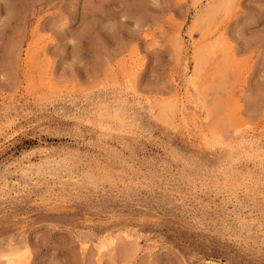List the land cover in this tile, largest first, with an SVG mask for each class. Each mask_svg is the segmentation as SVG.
Here are the masks:
<instances>
[{"label": "rangeland", "instance_id": "obj_1", "mask_svg": "<svg viewBox=\"0 0 264 264\" xmlns=\"http://www.w3.org/2000/svg\"><path fill=\"white\" fill-rule=\"evenodd\" d=\"M217 1L0 0V264H264V0Z\"/></svg>", "mask_w": 264, "mask_h": 264}, {"label": "bare ground", "instance_id": "obj_2", "mask_svg": "<svg viewBox=\"0 0 264 264\" xmlns=\"http://www.w3.org/2000/svg\"><path fill=\"white\" fill-rule=\"evenodd\" d=\"M222 0H220V1H217L218 3L219 2H221ZM225 1L226 0H224L223 2L225 3ZM227 2V1H226ZM224 3H221L222 4V7H224V5H226V4H224ZM211 4H213V3H211ZM215 5H216V2L214 3ZM224 4V5H223ZM215 5H212V6H215ZM219 5V4H218ZM212 9H213V7H212ZM215 9V8H214ZM219 9H220V6H219ZM206 10V9H205ZM208 10V9H207ZM209 11V10H208ZM213 11V10H212ZM216 11V10H215ZM207 13V12H206ZM210 14V13H209ZM213 14V13H212ZM208 20V19H207ZM210 47H211V45H210ZM208 50V49H207ZM206 53H207V51H204L203 52V54L202 55H206ZM202 58V57H201ZM180 93V92H179ZM103 100V99H102ZM121 102V101H120ZM73 103V102H72ZM98 103H101V101L100 102H98ZM163 103V102H162ZM203 103V102H202ZM112 104V103H111ZM97 105V104H96ZM116 105V104H115ZM122 105V104H121ZM178 105L181 107V110H183V107H182V105H183V100L181 99V100H179L178 101ZM119 106V105H118ZM128 106V105H127ZM193 106V105H192ZM202 106V105H201ZM122 107H124L123 105H122ZM159 107V106H158ZM93 108V107H92ZM98 108V107H97ZM131 108H133V107H131ZM203 108V107H202ZM94 109V108H93ZM103 109V108H102ZM123 109V108H122ZM59 110V109H58ZM109 110V109H108ZM114 110V109H113ZM131 110V109H130ZM180 112V111H179ZM181 113V112H180ZM110 114H112V113H110ZM125 114V113H124ZM127 114V113H126ZM82 115V114H81ZM80 115V116H81ZM97 115V114H96ZM132 116V115H131ZM180 116V115H179ZM113 117H115V116H113ZM183 117V116H182ZM110 118H111V116H110ZM96 119V118H95ZM109 119V118H108ZM107 120V119H106ZM162 120H164V119H162ZM182 120V119H181ZM97 121V120H96ZM169 122V121H168ZM98 123V122H97ZM103 123H105V121L103 122ZM116 123V122H115ZM106 124V123H105ZM1 125V124H0ZM97 125V124H96ZM108 125V124H107ZM112 127V126H111ZM114 129V128H113ZM212 130V129H211ZM1 132V131H0ZM8 138V137H7ZM244 140V139H243ZM246 140V139H245ZM52 153H54V152H52ZM55 155V154H54ZM53 156V155H52ZM44 157V156H43ZM49 157H50V155H49ZM61 157V156H60ZM65 158V157H64ZM49 159H51V158H49ZM40 160V159H39ZM57 160V159H56ZM63 160H65V159H63ZM30 161H33L32 159L30 160ZM43 161V160H42ZM49 161V160H48ZM29 163V162H28ZM39 163V162H38ZM42 163H44V162H42ZM54 163V162H53ZM18 164H20V163H18ZM63 164V163H62ZM17 165V164H16ZM49 165V164H48ZM60 166H61V164H60ZM64 166V165H63ZM71 166V165H70ZM24 167V166H23ZM29 167V166H28ZM48 167V166H47ZM32 168H33V166H32ZM37 168V167H36ZM45 170V169H44ZM63 170V169H62ZM24 171V170H23ZM29 171V170H28ZM64 171H66V170H64ZM70 172V171H69ZM49 173V172H48ZM58 174V173H57ZM39 175V174H38ZM72 175V174H71ZM51 176H52V174H51ZM39 177V176H38ZM58 177V176H57ZM31 178V177H30ZM69 178V177H68ZM79 178V177H78ZM34 178H32V180H33ZM37 179V178H36ZM36 179H34V180H36ZM65 179V178H64ZM73 180V179H72ZM4 181V180H3ZM9 181V180H8ZM10 182V181H9ZM29 182V181H28ZM75 182V181H74ZM3 183V182H2ZM18 183V182H17ZM25 183V182H24ZM8 183H6V185H7ZM14 184V183H13ZM77 184V183H76ZM5 185V186H6ZM2 186H0V188H1ZM14 188V187H13ZM3 190V189H2ZM14 190V189H13ZM18 190V189H17ZM52 190V189H51ZM3 192V191H2ZM54 192V191H53ZM5 193V192H4ZM2 195V194H1ZM1 197V196H0ZM51 198V197H50ZM53 200V199H52ZM107 236H109V235H107ZM112 236V235H111ZM113 238H111V240H112ZM110 239H109V241H111ZM108 241V242H109ZM97 242V241H96ZM99 242V241H98ZM105 243H107V242H105V241H103V242H100V243H97L98 245L97 246H101V245H103V244H105ZM10 244V243H9ZM84 247H85V245H84ZM8 248V247H7ZM10 248V247H9ZM86 248V247H85ZM6 249V248H5ZM7 250V249H6ZM22 252V251H21ZM25 252V251H24ZM5 257H7L10 261H11V263L12 264H27V260H25L26 259V257H24L23 256V253H16V252H10L8 255H6Z\"/></svg>", "mask_w": 264, "mask_h": 264}]
</instances>
